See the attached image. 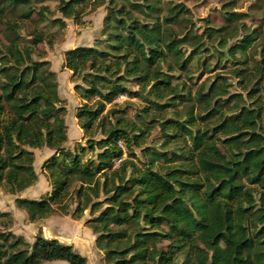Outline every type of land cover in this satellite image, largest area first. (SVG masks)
Here are the masks:
<instances>
[{
	"label": "trees",
	"instance_id": "1",
	"mask_svg": "<svg viewBox=\"0 0 264 264\" xmlns=\"http://www.w3.org/2000/svg\"><path fill=\"white\" fill-rule=\"evenodd\" d=\"M59 1L66 17L77 14V7L85 2ZM161 1L109 0L105 37L94 46L65 52L64 66L83 81L75 85V91L85 100L96 98L77 109L79 124L86 133L101 128L103 135L90 137L88 146H79L80 151L63 147L68 140V109L58 92L57 72L49 60H36L31 47H22L16 24L7 22L9 42L0 50V185L17 194L36 183L33 149L46 146L55 151L46 164L52 191L42 199L17 197L16 205L27 212L31 222L58 209L69 214L65 199L76 186L72 217L79 220L90 209L94 217L88 225L97 234L96 246L104 251L108 264H264V206L255 198L258 188L260 198L264 189V131L260 125L264 46L254 66L242 67L247 63L243 60L247 50L260 34L254 29L228 46L229 25L242 14L225 12L228 25L208 26L199 36L190 30L179 37L171 23H180L188 8L166 2L168 10L161 16ZM30 2L10 0L11 7L1 6L0 13ZM140 12L147 14L146 21ZM32 13L30 9L21 17L31 18ZM217 38L219 51L228 57L223 64L218 58L212 67L204 59L210 52L205 41ZM44 40L37 34L32 43ZM188 42L193 53L186 56L182 47ZM195 56L196 65L204 69L202 74L227 68L232 59L237 65L227 73L237 78L247 98L230 91L227 74H217L210 84L205 80L195 94L191 87L174 82L173 71H190ZM163 63L168 64L166 71ZM120 95L153 97L150 102L159 110L185 102V117L176 111L177 118L164 116L159 122L165 143L178 145L182 140V152L172 151L169 156L168 151L147 147L143 149L145 161L132 160V145H140L148 126L129 121L122 110H113L112 114L119 113L116 124L110 121L106 126L107 104ZM195 101L200 106L197 113ZM122 139L129 151L124 158ZM96 148L95 158L83 161V154ZM10 216L0 212L5 223L0 226L5 227ZM49 261L87 264V257L72 244L46 238L41 232L30 244L0 227V264Z\"/></svg>",
	"mask_w": 264,
	"mask_h": 264
},
{
	"label": "rangeland",
	"instance_id": "2",
	"mask_svg": "<svg viewBox=\"0 0 264 264\" xmlns=\"http://www.w3.org/2000/svg\"><path fill=\"white\" fill-rule=\"evenodd\" d=\"M232 1L234 0H163L160 3L162 4L161 16L168 10L166 2H172L176 5L182 4L187 7V13L181 15V18L184 19L178 24L171 23L174 28V34L176 33L179 37H184L190 30H193L195 35L199 36L208 26L218 28L228 25L225 12L242 14L229 25L228 33L225 36L228 38L229 46L236 44L238 39H241L254 29L258 30L260 37L254 41L247 50L246 57L243 58V60H247V63L242 64V67L248 66V68H251L260 59L261 50L264 46V0H235L236 3L231 5L230 2ZM9 2L10 0H0V7L4 5L10 8ZM59 3V0H31L29 5H18L16 10L11 11L7 9V12L0 13V50L4 51L5 45L9 42L7 37V22H11L17 26L16 29L17 33L21 36L20 43L22 47H31L34 50L33 57L36 60H49L51 62V69L57 72L59 95L65 100L68 109L65 117L68 125V140L64 143L63 147L69 151H80L79 146H88L87 141L90 137L100 139L103 135L101 128H95L92 133H86L79 124V120L76 117L77 109L85 102L89 104L94 103L96 98L85 100L75 91V85L77 83L83 84V81L81 78L74 76L73 72L64 66V54L66 51L77 46H94L98 40L105 37L103 27L104 18L108 13L109 0H104L102 4H98L94 0H85L82 5L77 7V14L72 17L64 15L59 9ZM30 9L33 12L32 17L22 18L21 15L29 12ZM139 15L143 21L147 20L146 13L140 12ZM58 19L62 20L65 24L62 25ZM37 34L45 37V40L35 45L32 43V39ZM49 40L52 41L51 44L48 43ZM217 40L218 38L213 40L206 39L205 41L208 43L210 52L204 59H208L212 67L218 64V58L219 62L223 64V61L228 57L219 51V40ZM182 48L186 50V56L193 53V45L189 42ZM223 50L226 51L227 47ZM240 54L238 53L237 56H240ZM196 58L197 56L194 57L189 67L190 71L186 72L180 69L173 71L176 75V78L173 80L174 82L184 83L187 87H191L192 94H195L201 83L205 80L210 84L216 79L217 74H227L226 76L232 84L230 91L232 93L241 92L247 98V91L239 87L237 78L227 73L231 72L237 65L234 64L232 59L229 58V61L226 63L228 65L227 68L220 67L216 71H208L206 74H202L204 69L196 65ZM169 60L172 63L174 62L172 54ZM167 68L168 64L163 63V69L166 71ZM132 88L136 90L138 86L132 85ZM261 96L264 100V86ZM151 100H154V98L152 97ZM151 100L148 96L130 97L128 95H120L113 103L107 104L106 107V112L109 111L106 126H109L110 121L112 124H116V114L119 113L112 114L113 110H122L125 112V118L129 121H136L139 124L144 122L148 126L147 133L141 140L140 145H132L135 154L132 160L138 164L146 160L143 149L147 147L168 151L169 156H171L170 153L172 151L182 152L180 147L184 146L182 140H180L178 145L174 142L166 144V138L159 126V122L160 118L164 116L177 118L174 113L176 111L181 112L182 117H185L187 104L180 102L174 107L159 110L150 102ZM160 102L164 103L165 101ZM195 105L197 113L200 106H198L196 101ZM146 108L149 112L144 111ZM153 118H155L154 121ZM260 123L264 131V116ZM131 134H138V132ZM119 143L125 152L123 158L127 157L129 151L126 142L122 139ZM33 151L35 154L34 168L38 174L36 183L17 194L10 193L5 185H0V212H9L11 215L7 217L9 221L5 218L7 220L6 226L0 227L6 231L11 230L18 236H22L30 244L35 242L37 235L41 232L46 238H56L61 242L72 244L76 251L87 257V264H108L104 259V251L96 246L97 234L88 225V220L94 217L90 209H86L84 215L79 220L72 217V211L75 207L72 196L74 195V188L76 186L71 188L69 195L65 199L66 203L70 205L69 214L58 209L55 213L45 218L31 222L27 212L16 205L17 197L42 199L50 194L53 189L46 164L53 157L55 151L46 146L33 149ZM98 151V148L95 151L88 149L82 156L83 161H86L90 157L95 158ZM115 162L118 165L119 160L117 159ZM170 164L175 166L174 162ZM258 190L259 192L255 193L257 204L264 206V189L262 198H260L261 189L258 188ZM103 198L104 196L102 195L101 199ZM0 221H2L1 218ZM0 224L3 225L5 223L2 221ZM163 244L166 243L163 242ZM44 264H69V262L49 261Z\"/></svg>",
	"mask_w": 264,
	"mask_h": 264
}]
</instances>
